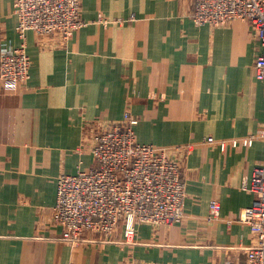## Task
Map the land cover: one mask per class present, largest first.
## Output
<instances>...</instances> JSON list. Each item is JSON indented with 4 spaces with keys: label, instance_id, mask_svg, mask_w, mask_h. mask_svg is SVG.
<instances>
[{
    "label": "crops",
    "instance_id": "obj_1",
    "mask_svg": "<svg viewBox=\"0 0 264 264\" xmlns=\"http://www.w3.org/2000/svg\"><path fill=\"white\" fill-rule=\"evenodd\" d=\"M15 3L0 0V54L21 42ZM193 4L82 0L87 24L69 40L27 32L29 80L0 79V264H249L255 235L241 215L264 158V45L249 21L196 24ZM127 114L138 141L180 163L184 218L140 222L133 242L122 227L65 241L53 221L58 178L93 166L94 134Z\"/></svg>",
    "mask_w": 264,
    "mask_h": 264
},
{
    "label": "built area",
    "instance_id": "obj_2",
    "mask_svg": "<svg viewBox=\"0 0 264 264\" xmlns=\"http://www.w3.org/2000/svg\"><path fill=\"white\" fill-rule=\"evenodd\" d=\"M17 47H3L0 79L25 83L31 76L27 32L58 34L64 41L87 23L82 17V0H16ZM192 18L196 24L223 26L235 19L249 21L264 45V0H194ZM99 22L108 19L100 17ZM256 77L264 80V53L256 58ZM138 119L127 114L93 136L95 164L76 174L58 178L53 221L63 229L65 241L77 243L96 236L112 239L122 227L125 241L133 242L140 222L172 224L184 218L186 184L180 163L168 149L138 141ZM264 141V124L257 135ZM255 135L240 140L250 144ZM214 142L213 137L207 139ZM253 203L241 219L250 225L255 241L247 248L249 264H264V158L245 184ZM220 203L213 201L210 219L220 216ZM144 264V263H127Z\"/></svg>",
    "mask_w": 264,
    "mask_h": 264
}]
</instances>
